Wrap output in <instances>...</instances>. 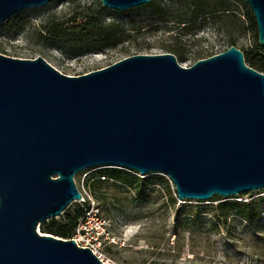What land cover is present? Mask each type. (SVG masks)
Listing matches in <instances>:
<instances>
[{
  "label": "water",
  "instance_id": "water-1",
  "mask_svg": "<svg viewBox=\"0 0 264 264\" xmlns=\"http://www.w3.org/2000/svg\"><path fill=\"white\" fill-rule=\"evenodd\" d=\"M51 1L0 0V24ZM245 1L264 46V0ZM96 165L163 173L181 200L264 189V72L235 45L190 66L135 54L81 75L0 53V264H107L38 231L83 197L74 176Z\"/></svg>",
  "mask_w": 264,
  "mask_h": 264
},
{
  "label": "rangeland",
  "instance_id": "rangeland-1",
  "mask_svg": "<svg viewBox=\"0 0 264 264\" xmlns=\"http://www.w3.org/2000/svg\"><path fill=\"white\" fill-rule=\"evenodd\" d=\"M157 1L169 6L166 20L149 18L133 8L105 12V20L114 24L121 42L102 50L92 42L86 50L75 43L58 45L49 40L53 23L65 22L76 13L81 22L98 11L101 0H52L29 7L13 16L12 33L0 24V53L30 59L42 56L65 74L81 75L135 54L170 52L182 65L190 66L230 45L246 52L257 37L245 0H224L223 4L211 0L218 5L217 12L189 28L176 19L185 11L182 3ZM74 179L83 197L46 222L85 212L87 233L103 232L107 264H264V189L181 200L167 175L141 174L114 165L87 167ZM245 204L256 209L253 222L244 216ZM39 229L43 233L42 226Z\"/></svg>",
  "mask_w": 264,
  "mask_h": 264
},
{
  "label": "trees",
  "instance_id": "trees-1",
  "mask_svg": "<svg viewBox=\"0 0 264 264\" xmlns=\"http://www.w3.org/2000/svg\"><path fill=\"white\" fill-rule=\"evenodd\" d=\"M178 1L184 5L185 11L183 14L178 15L176 19L179 24H184L186 28L195 26L197 22L202 24L209 15L217 12L216 8L218 5L213 4L211 0H177V2ZM220 1L222 4L224 3V0H219V2ZM245 4L247 5V3ZM130 10H141L142 14L156 20H166L167 16L171 14L169 6L157 0H151L145 5ZM107 11L113 13L121 12L100 5L98 11L87 15L81 22L77 19L79 13H76L65 22L53 23L49 33L52 38L49 40H51L53 44L58 45H60L62 41L75 43L78 45V48L86 47V50H88L87 48H89L88 46L91 42L94 46L97 45L101 50L116 47L120 44L121 37L114 24L105 20L104 14ZM248 16L251 21L256 24L253 13L249 11ZM14 19L15 17H11L2 23L8 30V33L13 32V25L11 22ZM21 28L22 27H17L16 30H20ZM44 38L47 39V36ZM244 57L248 65L264 72V46L259 44L258 34L252 48L244 52ZM243 213L249 222H253L257 217L256 209L250 204H245ZM84 216L85 212H79L74 215L67 213L64 221L53 220L49 223L44 221L40 226H42V230L45 233H52L68 239L74 236L79 220Z\"/></svg>",
  "mask_w": 264,
  "mask_h": 264
},
{
  "label": "built area",
  "instance_id": "built-area-1",
  "mask_svg": "<svg viewBox=\"0 0 264 264\" xmlns=\"http://www.w3.org/2000/svg\"><path fill=\"white\" fill-rule=\"evenodd\" d=\"M88 217L84 216L82 221L78 224L76 228V233L73 236V239L77 242L78 245L83 247H89L95 254L100 258H103L102 254V241L101 237L103 232L99 231L95 235L93 233H87L88 226Z\"/></svg>",
  "mask_w": 264,
  "mask_h": 264
}]
</instances>
